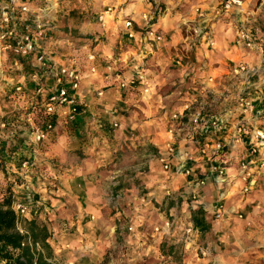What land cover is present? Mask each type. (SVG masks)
I'll use <instances>...</instances> for the list:
<instances>
[{
    "label": "crops",
    "instance_id": "crops-1",
    "mask_svg": "<svg viewBox=\"0 0 264 264\" xmlns=\"http://www.w3.org/2000/svg\"><path fill=\"white\" fill-rule=\"evenodd\" d=\"M227 1L70 0L55 11L58 36L90 37L82 50L61 39L46 50L103 62L80 65L88 108L76 128L27 143L26 117L10 120L12 170H22L13 207L25 204L23 217L32 211L46 225L52 264H101L108 251L134 264H264V0L224 10ZM143 14L158 15L160 39L144 40ZM111 64L124 76L134 64L145 68L149 92L117 88L105 77ZM10 70L1 55L0 108L14 114L4 103ZM196 210L209 229L185 243Z\"/></svg>",
    "mask_w": 264,
    "mask_h": 264
},
{
    "label": "built area",
    "instance_id": "built-area-1",
    "mask_svg": "<svg viewBox=\"0 0 264 264\" xmlns=\"http://www.w3.org/2000/svg\"><path fill=\"white\" fill-rule=\"evenodd\" d=\"M68 1L70 0H0V56L3 55L12 67L10 70L12 76L8 81L12 93L5 97V102L14 110L28 111L25 122L32 127L30 138L33 139H26L27 143L30 141L43 143L49 140L50 135L55 133L58 127L74 126L76 119L88 108L85 96L80 94L81 83L84 80V70L80 65L103 62L93 53L76 57L74 54L61 55L46 50L45 46L57 39L74 43L82 50L84 44H81V40L90 37L85 33L75 35L71 31L63 32L61 37L58 36L60 30L55 11ZM231 5L239 6L240 2L228 0L223 7L224 10H228ZM156 16L155 18L148 14L141 16L144 24L142 36L147 43L160 39L154 30ZM98 18L100 24L104 26L102 18ZM123 28L127 31L128 38L134 37L133 21L129 19L123 21ZM241 36L244 40L250 38L249 34L242 32ZM122 69L114 64L107 65L104 68L105 77L116 79L117 88L124 92L136 90L138 86L144 94L149 92L145 68L134 64L131 66L132 70L126 72V76ZM88 70L92 74L96 72L95 66H90ZM88 95L96 100L102 97L103 92L90 86ZM250 107L247 105V109ZM198 119L197 115L193 122L198 123ZM93 121L97 122L96 119ZM116 127V123L112 124V128ZM221 149L222 145L217 144L216 150ZM243 168L247 171L245 165ZM14 210L20 217L28 212L19 204ZM218 218L220 216L216 215V219ZM164 227L169 229L171 222L164 223ZM130 230L131 228L128 229ZM154 231H158V228L156 227ZM184 234L186 238L182 241L185 243L189 235H198L192 221L187 222Z\"/></svg>",
    "mask_w": 264,
    "mask_h": 264
},
{
    "label": "trees",
    "instance_id": "trees-1",
    "mask_svg": "<svg viewBox=\"0 0 264 264\" xmlns=\"http://www.w3.org/2000/svg\"><path fill=\"white\" fill-rule=\"evenodd\" d=\"M31 214L30 220L18 216L11 187L0 188V264H52L53 253L47 242L51 233L34 212ZM191 219L199 231L209 229L200 210L191 211ZM101 264H107L106 259Z\"/></svg>",
    "mask_w": 264,
    "mask_h": 264
},
{
    "label": "rangeland",
    "instance_id": "rangeland-1",
    "mask_svg": "<svg viewBox=\"0 0 264 264\" xmlns=\"http://www.w3.org/2000/svg\"><path fill=\"white\" fill-rule=\"evenodd\" d=\"M4 103L7 104V102ZM10 110L11 109L7 108V106L0 108V188L2 189H4L7 185L13 188L15 185H20L22 183L21 166L20 167L16 166L17 168L15 167L17 172L12 170L13 169L12 166L17 161V155L13 154L12 148L8 146V143L10 139L9 134L11 128V121H12L11 119H13L14 121L15 120L17 121L19 119L22 120L23 118L27 117L28 111L24 112L20 110L17 112L15 110L14 114L11 113L13 117L12 118L10 116L11 114H9ZM5 133H8V136H5L4 135ZM54 164L55 162H53L52 165ZM27 168H31L32 172L35 170L34 166H31L28 163H23V169L25 170ZM2 169H4V171L6 172L5 176L3 175ZM22 204L23 203L19 205L24 207L25 204L23 205ZM47 212L50 213L51 209H48ZM126 258L127 257H125V253H121L117 251L114 252L108 251L104 259H106L107 264H134L133 261L131 262L127 261Z\"/></svg>",
    "mask_w": 264,
    "mask_h": 264
}]
</instances>
